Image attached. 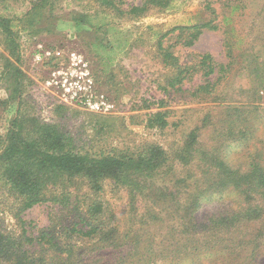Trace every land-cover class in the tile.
<instances>
[{"label": "trees", "instance_id": "obj_1", "mask_svg": "<svg viewBox=\"0 0 264 264\" xmlns=\"http://www.w3.org/2000/svg\"><path fill=\"white\" fill-rule=\"evenodd\" d=\"M177 1L143 0L140 6L124 10L121 0H97L117 17L132 19L145 17L153 8L172 10ZM239 5L234 1L223 5L230 15L224 16L222 26L216 24L217 12L209 6L213 17L209 21L176 29L180 35L193 32L183 43L192 46L202 29L225 28L229 37L225 43L227 65L218 64L209 54L181 64L171 48L163 46L168 35L160 38L159 54L171 72L162 88L165 93L183 92L185 82L200 74L202 83L189 92L197 98L216 99L221 82L238 64L230 37ZM20 21L0 14V31L8 52L0 73V89H5L7 98L0 100V106L6 110L18 100L5 135H0V178L14 197L10 213L17 224L12 231L0 226V264H264V139L242 163L236 155L228 158L223 149H201L200 128L189 135L173 164L166 151L154 144L135 151L81 152L73 137L58 125L42 122L22 107L24 76L11 60L20 62ZM91 21L89 16L80 22ZM104 26L107 24L99 23L97 28ZM109 31L113 32L111 39L92 45L106 68L130 46L123 31L116 26L108 27L106 33ZM256 57L250 72L261 80L259 55ZM254 95L256 101L248 106L226 107L227 117L213 120L212 113L206 115L204 128L224 123L227 127L221 136L247 139L253 135L246 129L248 122L264 121V80ZM147 104L148 110L157 106L156 113L147 115V127L166 129L169 111L163 110L165 101ZM108 183L131 196L124 228L105 200ZM230 196L236 197L234 206ZM139 198L150 203L140 215L136 209ZM212 201L227 209L199 216L202 206ZM47 203L58 211L51 216L50 225L35 234L24 215Z\"/></svg>", "mask_w": 264, "mask_h": 264}, {"label": "rangeland", "instance_id": "obj_2", "mask_svg": "<svg viewBox=\"0 0 264 264\" xmlns=\"http://www.w3.org/2000/svg\"><path fill=\"white\" fill-rule=\"evenodd\" d=\"M121 1L124 10L140 6L143 2ZM228 1L241 6L232 20L235 32L230 37L238 64L221 82L216 99L197 98L189 92L202 83L200 74L185 82L183 92L171 90L165 93L162 88L167 85L171 72L163 64L158 49L159 40L165 34L168 36L163 46L170 47L181 64H191L198 56L206 54L218 64L227 65L230 62L225 48V43L229 41L225 28L218 31L202 29L192 46L183 43L193 32L180 35L181 31L176 30L181 26L209 21L213 18L209 6L215 8L218 15L216 24L222 26L224 16L230 15V10L223 7ZM0 14L21 20L22 24L18 30L20 62L11 60L24 76L21 78L24 111L42 122L58 125L73 137L75 147L81 152L135 151L154 144L166 151L169 163L173 164L174 156L189 135L200 128L201 149H223L228 158L236 155L242 163L243 158L247 159L248 154L264 139L262 118L248 122L246 129L253 133L248 142L245 141L249 137L221 136L227 127L224 123L204 128L202 121L210 113L213 120L222 119L227 117L224 112L226 107H243L256 101L254 91L264 80V0H178L172 10L164 12L153 8L139 19L117 17L100 7L97 0H0ZM89 16L92 17V24L80 22ZM99 23L107 26L99 29ZM113 26L126 34L130 46L106 68L92 45L111 39L113 32L106 31ZM4 43L0 31V73L4 70L3 57H8ZM258 55L261 80L254 78L250 72L256 63L254 57L257 59ZM6 98V91L1 88L0 100ZM161 100L166 104L163 110L169 111V126L164 130L149 129L147 115L156 113L157 106L148 110L147 103ZM17 108L18 100L6 110L0 106L1 136L5 135L9 118ZM246 114L251 117L250 112ZM239 123L243 125L241 120ZM230 197V205H235L233 201L236 197ZM105 200L122 219L124 228L125 217L131 212L130 194L108 183ZM14 202V197L0 178V226L11 231L17 226L10 213ZM218 204L215 201L205 203L199 216L227 209ZM149 206L150 203L139 198L136 204L138 214L145 212ZM57 211L49 203L38 205L27 211L24 219L32 225L30 230L38 234L50 225L51 216Z\"/></svg>", "mask_w": 264, "mask_h": 264}]
</instances>
